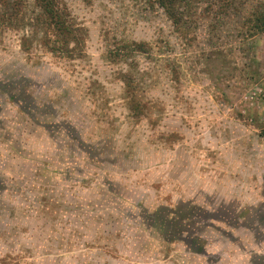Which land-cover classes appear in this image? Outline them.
I'll list each match as a JSON object with an SVG mask.
<instances>
[{
    "label": "rangeland",
    "instance_id": "1",
    "mask_svg": "<svg viewBox=\"0 0 264 264\" xmlns=\"http://www.w3.org/2000/svg\"><path fill=\"white\" fill-rule=\"evenodd\" d=\"M60 1L0 21V264H264V38Z\"/></svg>",
    "mask_w": 264,
    "mask_h": 264
},
{
    "label": "trees",
    "instance_id": "2",
    "mask_svg": "<svg viewBox=\"0 0 264 264\" xmlns=\"http://www.w3.org/2000/svg\"><path fill=\"white\" fill-rule=\"evenodd\" d=\"M0 0V21L20 22L26 14L27 0ZM152 7L163 10L166 17L178 32H183L197 24L205 16L215 20L213 30L234 24L238 18L240 27L238 37L251 40L264 33V0H149ZM37 23L43 24L46 31V43L52 48L60 44L59 37L66 42L74 40L79 25L66 11L60 0H34ZM40 20V21H39ZM63 44V43H62ZM144 45L139 43V48Z\"/></svg>",
    "mask_w": 264,
    "mask_h": 264
},
{
    "label": "crops",
    "instance_id": "3",
    "mask_svg": "<svg viewBox=\"0 0 264 264\" xmlns=\"http://www.w3.org/2000/svg\"><path fill=\"white\" fill-rule=\"evenodd\" d=\"M261 38H264V33H263V34H261Z\"/></svg>",
    "mask_w": 264,
    "mask_h": 264
}]
</instances>
